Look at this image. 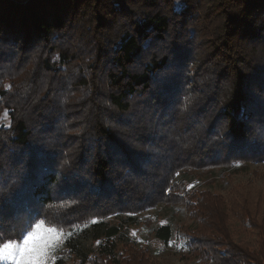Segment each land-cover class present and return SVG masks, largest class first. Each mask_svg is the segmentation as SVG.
Instances as JSON below:
<instances>
[{
	"label": "trees",
	"instance_id": "1",
	"mask_svg": "<svg viewBox=\"0 0 264 264\" xmlns=\"http://www.w3.org/2000/svg\"><path fill=\"white\" fill-rule=\"evenodd\" d=\"M262 159L264 0H0V246L42 221L79 230L74 254L101 241L92 264H161L103 219L183 206L190 257L264 264V228L235 243L224 198L183 180Z\"/></svg>",
	"mask_w": 264,
	"mask_h": 264
},
{
	"label": "rangeland",
	"instance_id": "2",
	"mask_svg": "<svg viewBox=\"0 0 264 264\" xmlns=\"http://www.w3.org/2000/svg\"><path fill=\"white\" fill-rule=\"evenodd\" d=\"M1 122L7 124L4 114L1 117ZM183 180L187 182V189L208 190L221 195L226 201L224 210L231 239L235 243L248 244L251 252L258 253L261 247L260 228H264V225L259 224V222L261 219L264 220V210L256 216L259 219L256 222L257 225L252 226V224L247 223V219L239 218L237 211L234 212L230 208V203L232 200L238 203L245 201L253 212L257 202L261 207L264 205V159L253 164L237 163L225 173H220L219 170H214L210 174L195 173ZM103 221L108 225L118 227L120 230V236L112 240L117 255L123 254L126 248L131 246L144 251L150 260L158 261L161 264H204L198 258L190 257L188 253V235L185 231L188 228L187 231L190 233L191 230L198 227V223L189 217L183 206L161 205L148 208L135 216L119 214L107 217ZM41 222L34 223L21 241L16 244H22L24 238L35 229V225ZM165 224L170 226L171 232L167 244L162 243L154 236L155 228ZM43 225L44 228L56 229L60 237L54 253L47 259L46 264H55L58 260L61 261V264H92L89 259L96 256L101 241L92 239L81 241L78 253L74 254L65 248L66 242L68 240L74 241L73 239L79 230L75 229L67 233L61 227L48 225L44 222ZM84 258L88 261H84ZM0 262L15 264L14 261L8 259H0Z\"/></svg>",
	"mask_w": 264,
	"mask_h": 264
},
{
	"label": "snow or ice",
	"instance_id": "3",
	"mask_svg": "<svg viewBox=\"0 0 264 264\" xmlns=\"http://www.w3.org/2000/svg\"><path fill=\"white\" fill-rule=\"evenodd\" d=\"M59 238L56 229L44 228L43 222L38 223L22 244L8 242L0 246V259L12 260L15 264H46Z\"/></svg>",
	"mask_w": 264,
	"mask_h": 264
}]
</instances>
